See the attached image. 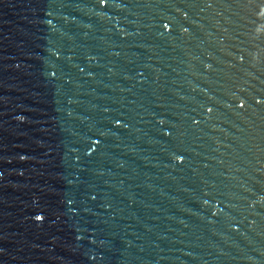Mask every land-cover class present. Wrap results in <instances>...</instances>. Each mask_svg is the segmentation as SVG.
Instances as JSON below:
<instances>
[{"label":"water","instance_id":"obj_1","mask_svg":"<svg viewBox=\"0 0 264 264\" xmlns=\"http://www.w3.org/2000/svg\"><path fill=\"white\" fill-rule=\"evenodd\" d=\"M0 264H264V0H0Z\"/></svg>","mask_w":264,"mask_h":264}]
</instances>
